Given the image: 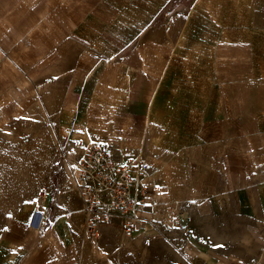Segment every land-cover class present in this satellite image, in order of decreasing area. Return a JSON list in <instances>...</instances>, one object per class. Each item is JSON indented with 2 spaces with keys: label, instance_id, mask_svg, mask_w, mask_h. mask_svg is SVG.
Returning a JSON list of instances; mask_svg holds the SVG:
<instances>
[{
  "label": "crops",
  "instance_id": "0c3cea01",
  "mask_svg": "<svg viewBox=\"0 0 264 264\" xmlns=\"http://www.w3.org/2000/svg\"><path fill=\"white\" fill-rule=\"evenodd\" d=\"M170 1L127 3L131 14L119 20L80 24L86 45L57 53L38 116L62 153L102 144L117 157L139 155L146 193L130 236L148 240L144 250L157 251L150 235L172 255L166 264H264V0ZM46 185L49 194L20 214L28 258L19 261L16 242L0 248V264H80V247L95 257L64 165ZM112 246L96 249L110 255Z\"/></svg>",
  "mask_w": 264,
  "mask_h": 264
},
{
  "label": "rangeland",
  "instance_id": "374dc122",
  "mask_svg": "<svg viewBox=\"0 0 264 264\" xmlns=\"http://www.w3.org/2000/svg\"><path fill=\"white\" fill-rule=\"evenodd\" d=\"M149 1L0 0V94L9 92V100L5 103L9 112L5 121V116L0 119V227L10 229L0 231V248L10 247L16 242L22 244L25 252L19 261L27 259L30 252L27 251L30 232L19 224L21 210L34 202V198H39L42 189L46 188L49 194L46 179L49 173L54 177L61 165L71 177L69 163L76 162L85 148L91 145L82 146L81 152L74 147L68 154L61 152L64 142L52 139L50 123L37 113L43 110L39 101L40 83H45L44 76L57 65V53L67 51V55L71 50L82 49L80 45H86L78 39V30H82L80 24L89 21L96 25L110 18L119 20L120 13H130L126 10L127 3ZM6 60L10 61L7 66L4 65ZM37 136L44 138L45 146L34 141ZM70 152L75 155H70ZM128 157L138 158L139 155L134 153ZM104 224L107 228H101L103 224L99 223L96 236L92 238L87 222L85 242L88 239L96 251L92 257L86 248L80 247L77 254L80 264H86L92 258L96 264H103V260L108 258L124 259L122 264H150L147 261L158 258L160 263L166 264L168 258H172L161 240L145 236L150 239L149 243H154L157 251L144 250L141 243L148 241L144 237L139 241L125 235L117 222ZM105 244L116 245L111 247L116 250L109 253L111 256L96 249Z\"/></svg>",
  "mask_w": 264,
  "mask_h": 264
},
{
  "label": "built area",
  "instance_id": "2783aa9c",
  "mask_svg": "<svg viewBox=\"0 0 264 264\" xmlns=\"http://www.w3.org/2000/svg\"><path fill=\"white\" fill-rule=\"evenodd\" d=\"M69 166L87 214L89 236H96L99 223L111 222H117L125 235H132L142 218V199L146 193L144 165L132 157H117L102 144H91ZM47 195L44 188L39 198Z\"/></svg>",
  "mask_w": 264,
  "mask_h": 264
},
{
  "label": "snow or ice",
  "instance_id": "6c2138e0",
  "mask_svg": "<svg viewBox=\"0 0 264 264\" xmlns=\"http://www.w3.org/2000/svg\"><path fill=\"white\" fill-rule=\"evenodd\" d=\"M7 227H0V231H9ZM213 247H223L222 245H213Z\"/></svg>",
  "mask_w": 264,
  "mask_h": 264
}]
</instances>
